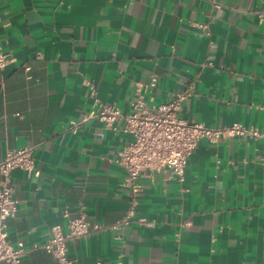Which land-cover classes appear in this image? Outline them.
<instances>
[{
  "label": "crops",
  "instance_id": "crops-1",
  "mask_svg": "<svg viewBox=\"0 0 264 264\" xmlns=\"http://www.w3.org/2000/svg\"><path fill=\"white\" fill-rule=\"evenodd\" d=\"M262 12L264 0H0V162L34 147L40 169L11 173L10 241L67 233L65 214L109 227L125 216L117 159L133 138L122 121L85 119L96 101L130 113L154 74L156 103L195 85L183 119L264 134ZM141 185L135 222L69 241L74 264H264V135L203 139L182 182L165 169ZM23 264L58 262L37 250Z\"/></svg>",
  "mask_w": 264,
  "mask_h": 264
},
{
  "label": "built area",
  "instance_id": "built-area-1",
  "mask_svg": "<svg viewBox=\"0 0 264 264\" xmlns=\"http://www.w3.org/2000/svg\"><path fill=\"white\" fill-rule=\"evenodd\" d=\"M260 17L264 24V12L260 13ZM9 61L8 55L0 46V69L6 67ZM158 82L159 79L154 74L148 82L135 86L130 113L124 114L113 104L96 101V108L85 119H99L107 128H114L116 123L122 121V132L133 138L120 151L117 159L125 171L122 185L128 190L130 206L125 216L110 227L91 222L84 213L75 217L65 214L67 233H64L61 225H55L44 243L30 246L23 242L13 244L9 239L8 220L16 216L19 201L14 197L11 173L14 169H21L29 176L38 177L40 169L34 157V147L7 153L0 162V264H23L24 258L37 250L52 255L58 264H74L69 256V241L108 229H125L135 222L142 177L168 169L182 182L188 160L201 140L217 144L230 136L245 139L264 135L240 123H234L230 127H208L183 119L180 113L187 100L195 94V85L186 84L172 92L167 101L156 103L150 94L157 88ZM137 222L141 225L149 224L144 219H138Z\"/></svg>",
  "mask_w": 264,
  "mask_h": 264
}]
</instances>
